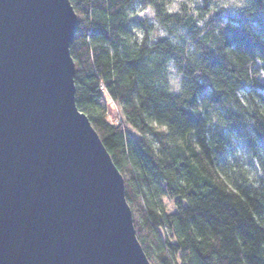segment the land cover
<instances>
[{
    "label": "trees",
    "instance_id": "trees-1",
    "mask_svg": "<svg viewBox=\"0 0 264 264\" xmlns=\"http://www.w3.org/2000/svg\"><path fill=\"white\" fill-rule=\"evenodd\" d=\"M70 1L76 104L124 177L150 262L264 264V0Z\"/></svg>",
    "mask_w": 264,
    "mask_h": 264
},
{
    "label": "water",
    "instance_id": "water-1",
    "mask_svg": "<svg viewBox=\"0 0 264 264\" xmlns=\"http://www.w3.org/2000/svg\"><path fill=\"white\" fill-rule=\"evenodd\" d=\"M70 0H0V264H152L76 104Z\"/></svg>",
    "mask_w": 264,
    "mask_h": 264
},
{
    "label": "rangeland",
    "instance_id": "rangeland-1",
    "mask_svg": "<svg viewBox=\"0 0 264 264\" xmlns=\"http://www.w3.org/2000/svg\"><path fill=\"white\" fill-rule=\"evenodd\" d=\"M179 1H182V0H178L177 2L179 3ZM211 5H212V7L215 6L217 9H225L226 8L227 11L235 10L236 8L244 7V3H243L242 0H213ZM135 9H136L137 16H139V17H148L152 22L155 23V26H158V23L154 19L153 13L150 10L142 9V6L140 4L136 5ZM158 32L162 33L164 35H166L168 33L163 28H159ZM177 32L182 34L183 30L177 29ZM173 71L175 72V70H173ZM172 82H173V84L175 86H178L179 78H178L177 74L173 75ZM106 99H107L108 107H109V110H110V116H111L110 118L112 120H115V116H117V114L119 112V106H117V104L114 101H112L111 97H109L108 95L106 96ZM169 206H170V202H169ZM171 208L172 209H176L177 208L175 203H174V200H171Z\"/></svg>",
    "mask_w": 264,
    "mask_h": 264
}]
</instances>
